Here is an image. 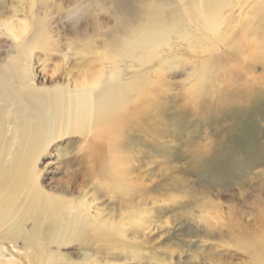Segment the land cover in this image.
<instances>
[{
  "label": "rangeland",
  "instance_id": "1",
  "mask_svg": "<svg viewBox=\"0 0 264 264\" xmlns=\"http://www.w3.org/2000/svg\"><path fill=\"white\" fill-rule=\"evenodd\" d=\"M191 1L0 0V67L28 45L39 88L74 89L118 69L131 90L122 126L97 139L83 133L58 138L37 170L50 192L96 198L94 224L138 211L136 203L116 199L124 196L114 189L122 185L112 176L119 171L124 188L139 192L135 201L144 199L147 228L131 221L126 238L96 242V250L69 237L65 246L52 245L55 264H84L86 250L90 264H258L253 245L264 239V2L197 0L233 17L224 21L231 35L215 38L200 7L192 5L193 15L187 10ZM151 5L160 8L155 27H165L172 47L138 58L135 52L145 45L126 43L148 24ZM21 20L30 22L22 48L1 24ZM184 32L196 43H175ZM241 40L255 45L248 50ZM17 212L0 226L7 237L0 245H14L20 253L10 251L18 259L24 244L13 229Z\"/></svg>",
  "mask_w": 264,
  "mask_h": 264
},
{
  "label": "bare ground",
  "instance_id": "2",
  "mask_svg": "<svg viewBox=\"0 0 264 264\" xmlns=\"http://www.w3.org/2000/svg\"><path fill=\"white\" fill-rule=\"evenodd\" d=\"M199 3L202 2L193 0L184 6L191 14L192 5L200 7L203 14L199 15L205 18L206 29L213 37L224 38L231 35L225 30L224 21L233 17H226L228 14L221 12L220 7L216 9V4L206 9ZM148 10V24L134 35L131 43H126L145 45L135 52L138 58L146 53L151 57L157 56L164 47H172V44L167 46L170 41L162 34L165 27L161 24L162 30L155 27L163 16L160 8L151 5ZM1 24L4 28L2 32L8 35L15 45H24V38L30 30L29 20ZM178 41H188L190 45L196 43H192L195 38L187 32L177 37L174 42ZM242 45L248 46L249 50V45L255 44ZM27 46H21L22 49L17 55L7 59L5 66L0 67V226L8 223L9 219L15 217V214L17 216V211H20L21 215H18L19 219L13 223V229L16 230L15 234L23 238L24 244L21 250L23 256L19 255L21 259H17L12 253V249L16 248L14 245L11 249L8 245H0V261L1 257H4L6 260L13 259L15 264H55L57 257L56 253L51 251L52 245L59 248L65 246L71 242L67 240L69 237L80 239L92 250H96L97 247L93 246L96 242L112 241L115 236L126 238V231L134 225L131 221L138 223L143 230L147 228L142 222L144 199L135 201L139 192H134L131 186L124 188V179L119 177V171L112 172V176L122 185H117L114 189L118 191L116 188H122L124 196H118L116 199L122 205L126 201L136 203L138 211L134 214H122L119 222L104 221L94 224L91 209L96 198L86 201L83 196V199L72 200L50 192L41 184V174L37 170L41 156L58 138L83 133L97 139L112 134L117 125L122 126L132 104L131 96H126V92L131 90L127 82L118 76V73H121L118 69H112L113 72L109 75L103 72L100 76L86 78L82 85L74 89L62 85L39 88L34 83L29 54L31 52ZM240 50L242 52V49ZM132 51L128 52L133 53ZM120 130L123 132L122 128ZM27 222L31 225L29 230L26 229ZM88 228L91 232H87ZM0 238L4 241L7 239L5 236ZM253 247L257 263L264 264V239ZM16 251L20 253L18 249ZM83 256L85 258L80 262L90 264L87 257L92 254L86 250Z\"/></svg>",
  "mask_w": 264,
  "mask_h": 264
}]
</instances>
